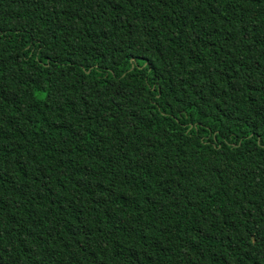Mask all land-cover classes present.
<instances>
[{"label": "trees", "instance_id": "trees-1", "mask_svg": "<svg viewBox=\"0 0 264 264\" xmlns=\"http://www.w3.org/2000/svg\"><path fill=\"white\" fill-rule=\"evenodd\" d=\"M0 264H264V0H0Z\"/></svg>", "mask_w": 264, "mask_h": 264}]
</instances>
